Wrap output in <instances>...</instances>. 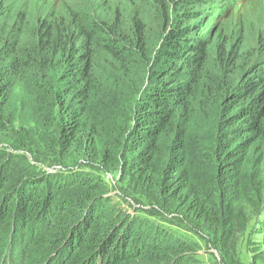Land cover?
<instances>
[{"label": "trees", "instance_id": "16d2710c", "mask_svg": "<svg viewBox=\"0 0 264 264\" xmlns=\"http://www.w3.org/2000/svg\"><path fill=\"white\" fill-rule=\"evenodd\" d=\"M190 14L183 10L182 24L178 19L164 34L130 112L121 103L129 76L119 85L111 76L115 66L137 67L141 41L126 27L95 29L75 13L32 25L18 18L6 32L8 44L0 41V135L14 142V154L0 149V247L8 251L10 245L13 264H198L197 243L110 207L103 180L67 179L59 175L63 167H43V151H56L73 158L66 164L94 171L99 144L108 147L102 154L112 155L101 172L121 160L119 181L127 196L136 203L133 194L145 198L201 239L215 238L211 244L228 264L231 237L264 210V73L253 71L227 94L234 103L224 106L234 112L219 118L212 136L192 137L208 54L201 36L192 35L197 30ZM100 108L119 121L130 116L129 142L125 131L121 151L119 142L101 141ZM191 145L208 155L209 175L190 172ZM250 168L255 173L248 177Z\"/></svg>", "mask_w": 264, "mask_h": 264}, {"label": "rangeland", "instance_id": "374dc122", "mask_svg": "<svg viewBox=\"0 0 264 264\" xmlns=\"http://www.w3.org/2000/svg\"><path fill=\"white\" fill-rule=\"evenodd\" d=\"M197 1L200 0H195L189 5L191 0H0V41L8 44L9 37L6 32L15 22L19 23L18 18H24L32 25L38 19L45 17H69L80 13L90 20L95 29L126 27L132 36L141 41V48L138 49V56L134 62L137 67L127 64L115 66L111 76L116 85L129 76V79L126 78L123 82L121 103L126 111L130 112L138 97L139 88L144 89L147 85V80L143 79L142 74H146L155 59L164 34L183 17V10H189L194 18L191 24L197 30L192 35L196 39L201 36L207 45L208 54L201 76L202 83L194 100L196 118L189 134L194 138L210 137L219 118L225 119L234 112L233 110L228 113V109L224 106L228 100L227 94L237 90L241 83L253 75V71L256 74L264 73V0H205L203 6H195ZM200 16L201 18L196 22L195 20ZM182 22L181 19L180 23ZM23 43L30 44V40L24 37ZM128 81L131 82L128 84ZM45 82L46 79H43L41 83ZM130 85L137 88L136 93L131 92ZM56 97L60 99L61 96ZM228 103H234V100L230 98ZM98 112L99 115L96 116L99 119L97 117L96 119L103 131L102 143L119 142L121 151L122 143L125 142L126 145L129 142L127 134L132 128L130 116L119 121L108 108H100ZM57 120L59 121V118ZM32 129L34 130V127ZM125 131H127L126 141L121 142L124 140ZM38 132L47 133V137L51 135L42 130ZM8 139L0 135V149L4 148L14 154L9 147L14 142H9ZM105 149L108 147L99 144L98 152L101 155L94 171L85 166L66 164L72 163L73 158L59 157L56 151L46 152L47 155L43 151L46 156L44 161L46 166L43 167L53 169L61 166L64 170L59 175L67 179L82 178L85 175L98 181L103 180L102 182L107 186V195L111 199L110 207L116 211H123L139 219L140 222L154 223L160 229L163 228L181 239L197 243L201 247L196 256L198 264H223L221 252L211 244L215 238L210 236L201 239L187 231L189 226H181L163 217L164 212L160 209L158 211L145 198H138L137 194H133L138 202L136 203L132 197L127 196L124 181H119L121 160L111 164L109 172H101L112 156L111 153L102 154ZM51 153H54L53 156H50ZM187 153H189L190 172L194 175H209V168L205 166L208 155L203 154L195 145H191ZM167 154L169 157V152ZM127 155L130 158V155ZM25 156L34 164L28 154ZM51 162L54 163V167H48ZM245 172L248 177L255 173L251 168ZM249 217L244 229L241 232L236 231L228 242V250L231 254L228 264H264L263 234L260 233L264 230V210L260 215L255 213ZM4 238L9 243L12 241V237L6 234ZM26 240L28 241V237ZM7 248L8 251L6 246L0 247V264H13L9 256V251L12 249L10 245Z\"/></svg>", "mask_w": 264, "mask_h": 264}]
</instances>
